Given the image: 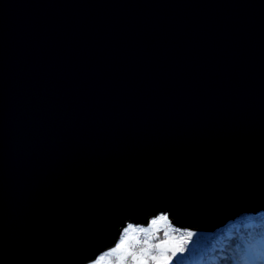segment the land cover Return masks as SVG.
<instances>
[{
  "label": "water",
  "instance_id": "95a60500",
  "mask_svg": "<svg viewBox=\"0 0 264 264\" xmlns=\"http://www.w3.org/2000/svg\"><path fill=\"white\" fill-rule=\"evenodd\" d=\"M157 211L264 214V0H0V264Z\"/></svg>",
  "mask_w": 264,
  "mask_h": 264
},
{
  "label": "snow or ice",
  "instance_id": "6c2138e0",
  "mask_svg": "<svg viewBox=\"0 0 264 264\" xmlns=\"http://www.w3.org/2000/svg\"><path fill=\"white\" fill-rule=\"evenodd\" d=\"M163 230L164 237L159 233ZM196 228L177 229L168 211H157L147 225L125 222L107 244H98L77 264H176L180 254L191 247ZM264 230L255 232L236 245L223 264H264Z\"/></svg>",
  "mask_w": 264,
  "mask_h": 264
},
{
  "label": "trees",
  "instance_id": "16d2710c",
  "mask_svg": "<svg viewBox=\"0 0 264 264\" xmlns=\"http://www.w3.org/2000/svg\"><path fill=\"white\" fill-rule=\"evenodd\" d=\"M250 220L252 222L245 218L236 219L212 233L198 232L191 241L190 249L180 254L176 264H223L243 239H248L251 234L264 230V215ZM159 237H164L163 230L160 231Z\"/></svg>",
  "mask_w": 264,
  "mask_h": 264
},
{
  "label": "rangeland",
  "instance_id": "374dc122",
  "mask_svg": "<svg viewBox=\"0 0 264 264\" xmlns=\"http://www.w3.org/2000/svg\"><path fill=\"white\" fill-rule=\"evenodd\" d=\"M264 214H262V215H257V216H255L254 214H252V213H244L243 215H241L240 216V218L239 219H244L245 218V220H249V222H252V220H250L251 218H254V217H261V216H263ZM233 222V221H232ZM229 224V223H228ZM228 224H226L225 226H227ZM147 225V224H146ZM225 226H223V227H225ZM223 227H221V228H223ZM221 228H219V229H221ZM219 229H217V230H219ZM262 255H264V251H262Z\"/></svg>",
  "mask_w": 264,
  "mask_h": 264
}]
</instances>
